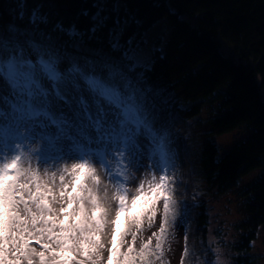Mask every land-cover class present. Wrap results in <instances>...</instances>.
Here are the masks:
<instances>
[{
    "label": "trees",
    "instance_id": "trees-1",
    "mask_svg": "<svg viewBox=\"0 0 264 264\" xmlns=\"http://www.w3.org/2000/svg\"><path fill=\"white\" fill-rule=\"evenodd\" d=\"M161 18L166 39L157 37L148 65L135 63L131 52ZM220 40L236 59L224 53ZM21 67L39 85L33 99L49 100L50 91L60 95V77L77 70L102 82L117 100L124 98L122 107L131 108L137 123L164 130L157 145L178 202L164 238L179 223L192 230L190 244L203 241L209 193L231 191L243 200L226 249L228 264L264 258L251 254L264 224V0H0V75L9 82ZM16 99L22 103L18 94ZM243 124L250 129L247 137L219 156L208 135ZM259 168L260 175L241 189V178ZM142 243H135L137 251ZM156 243L151 239V250ZM158 254L152 264H168ZM189 261L186 254L180 264Z\"/></svg>",
    "mask_w": 264,
    "mask_h": 264
},
{
    "label": "rangeland",
    "instance_id": "rangeland-1",
    "mask_svg": "<svg viewBox=\"0 0 264 264\" xmlns=\"http://www.w3.org/2000/svg\"><path fill=\"white\" fill-rule=\"evenodd\" d=\"M185 17L189 16L185 15ZM195 18L190 21L195 23ZM164 30L165 33H163ZM160 35L166 39L167 24L164 18L159 19L147 31L144 42L131 52L135 63L141 65L150 63L153 50L157 45L156 39ZM220 47L226 55L237 58L235 54L231 53V47L227 42L220 40ZM33 72H35V67ZM2 75H0V107L8 108L12 103L21 104L17 101L16 95H13L10 83ZM86 78L90 77L86 74L80 75L77 70L65 71L64 76L59 80L61 94L50 91L49 100H43V96L40 95L38 99L32 100V105H35V108H43L62 121H66L74 135L79 133L85 138L90 135L91 141L84 140L80 143H73L71 140L63 139L55 143H48L40 135H33L30 139L23 141L20 152L16 154H25L24 168L35 169L36 179L25 177L24 180L29 183L32 191H35L36 183H40L43 187L47 182L52 186L55 195H58L62 188L61 175L64 177V183H69L73 179L71 165L85 164L86 168L81 183L85 189L92 190L98 202L110 210V218H114L115 210L118 208L117 196L125 195L126 201L130 202L141 181L145 182V188H147L148 182L153 180L159 182L162 176L166 178L168 184L161 160L163 154L157 145V140L164 130H156L137 123L139 120L131 112V108L122 107L126 101L124 98L121 100L114 98L115 102H110L108 98L101 95L99 90L90 87ZM41 80L47 85L50 84L43 75H41ZM105 87L108 89L107 86ZM160 89L161 87H158L157 91L160 92ZM261 93L264 94L263 89H261ZM161 96L163 97V95ZM5 98L10 99L6 101ZM128 114L132 115V119L128 117ZM98 119L106 123L105 127L114 130L115 138L110 136L97 141V134L94 132L92 124ZM249 132V127L243 124L222 134L208 135V138L218 146V155L221 156L236 142L247 137ZM125 136L130 137L127 144L124 143ZM15 143L21 144V141L17 140ZM261 171L262 169L259 168L250 172L249 175L243 176L241 185H239L241 189H244L253 178L260 175ZM9 175L12 173L10 172ZM185 177L187 178V176ZM234 197L236 198L231 191L221 195L209 193L207 199L208 224L203 241L198 237L194 238L195 243L190 244L191 229L184 228L179 223L175 226L170 225L166 237L162 240L164 243L166 241V247L161 249L158 254L159 259H163L162 261L166 259L168 264H180L186 258V254H189V264H214L216 258L214 249L219 247L223 250L224 257L228 261L229 258L226 254L230 253V249L229 251L226 249H228L229 242L234 239V223L239 217V203L243 200L242 196L237 200ZM25 199H27V194H25ZM172 199L174 213H170L168 221L173 220L178 208L177 200L173 196ZM86 207L90 208V201L86 202ZM163 222V202L161 200L157 203V212L151 223L147 217L144 218L135 243H142L149 238L154 239L153 233L158 234ZM133 230L135 231V229ZM126 238L131 241L130 234ZM101 239L105 244L101 261L103 264L107 256V249L110 247L111 228H106L101 233ZM222 244L225 245L224 248H222ZM206 247H210L212 250L208 251L205 249ZM251 254L264 255V224L258 230L257 238L253 241ZM259 264H264V258Z\"/></svg>",
    "mask_w": 264,
    "mask_h": 264
},
{
    "label": "snow or ice",
    "instance_id": "snow-or-ice-1",
    "mask_svg": "<svg viewBox=\"0 0 264 264\" xmlns=\"http://www.w3.org/2000/svg\"><path fill=\"white\" fill-rule=\"evenodd\" d=\"M40 63L55 79L51 66L43 60ZM27 64L31 66V61ZM86 80L90 87L115 102L116 94H110L102 82L92 78ZM9 83L13 95L18 94L22 103L0 107V264H101L105 248L101 233L106 228H111L107 264H152L151 256L161 252L165 224L170 213H174V201L166 178L162 176L159 182H148L147 188L141 181L130 202L126 201L125 195L117 196L118 208L114 218H110V210L98 202L92 190L85 189L81 183L86 168L83 163L71 165V182L64 183L61 175L62 188L58 195L47 182L43 187L36 183L35 191H32L24 180L25 177L35 180V169L24 168L25 154H16L25 139L40 135L48 143L63 139L80 143L91 141V137L74 135L66 121L43 108L32 106L36 95L33 88H39V85L25 68L21 67L15 77L10 75ZM24 104L28 107L25 108ZM105 125L99 119L92 124L97 141L110 136L115 138L114 130ZM17 140L21 144L15 143ZM129 140L130 137H124L125 144ZM161 200L164 223L160 235L153 233L157 239L155 250L150 249L149 238L137 251L135 242L144 218L151 223ZM88 201L90 208L86 207ZM129 234L131 241L126 238Z\"/></svg>",
    "mask_w": 264,
    "mask_h": 264
},
{
    "label": "clouds",
    "instance_id": "clouds-1",
    "mask_svg": "<svg viewBox=\"0 0 264 264\" xmlns=\"http://www.w3.org/2000/svg\"><path fill=\"white\" fill-rule=\"evenodd\" d=\"M216 253V258L214 264H228L227 259L224 257L223 250L219 247L214 249Z\"/></svg>",
    "mask_w": 264,
    "mask_h": 264
}]
</instances>
